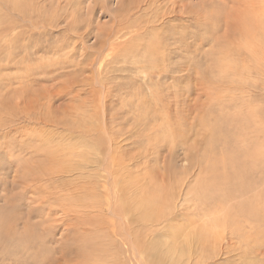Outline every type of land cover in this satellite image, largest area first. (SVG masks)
Here are the masks:
<instances>
[{"label": "rangeland", "instance_id": "obj_1", "mask_svg": "<svg viewBox=\"0 0 264 264\" xmlns=\"http://www.w3.org/2000/svg\"><path fill=\"white\" fill-rule=\"evenodd\" d=\"M0 126V197L62 176L65 211H15L18 228L43 220L50 264L111 241L126 261L127 227L166 264H264V201L239 224L210 191L252 162L264 199V0H0Z\"/></svg>", "mask_w": 264, "mask_h": 264}, {"label": "bare ground", "instance_id": "obj_2", "mask_svg": "<svg viewBox=\"0 0 264 264\" xmlns=\"http://www.w3.org/2000/svg\"><path fill=\"white\" fill-rule=\"evenodd\" d=\"M132 32H134V31H132ZM144 36L146 37V35H144ZM142 39H143V37H142ZM4 123L5 122L2 121L1 124L4 125ZM11 126L12 125L9 126L10 128H8L7 131L1 132V134L3 135L7 132H10L11 130H15V129H12L13 127L11 128ZM0 127L2 128V126H0ZM5 127H6V125H5ZM31 129H35V128L32 127ZM49 152H51V150ZM260 158H261V156H260ZM50 160L54 162L53 158H51ZM254 162L258 163V161H254ZM237 163H239V165ZM243 163L244 162H238L237 160H233L234 169L230 170L229 172H226L223 175L224 177L216 180V182L214 181L211 185V190H210L215 195L212 197L214 207H216V208L221 207V210H223L222 208H224L225 210L228 209L229 207L232 208V214L231 215L235 219V222H237L239 224L241 223V221H245L249 217H251V218L256 217L255 216L257 214V212L255 210L256 201L258 198L264 201V199H262L263 193H261V191L258 189L254 190L255 188H254L253 184L249 185L248 183L245 182L246 180H243L244 178H247L246 173L248 171H250L252 162L249 163L250 164L249 166H247L246 164L244 165ZM59 168H60L59 173L63 172V174H64V172H66V166L65 165L60 164ZM39 173H41L42 175L41 176L39 175V177H37V178H32V180L33 181L35 180V181L33 183L30 182L31 185L27 184L24 187L20 186L21 188L18 191L19 194L17 193L18 197L13 196V194L10 196H6V198L0 197V199L2 201H4V202L6 201V204H5L6 206L0 207V264H4L5 259L13 260V262H14L13 264H50V261L52 259V254H53V252L51 250H53V248L50 249L51 247L45 248L43 246L44 242H46V240L48 241V236L45 235L47 233L43 234L39 230V226L42 224L43 220H37L35 222H25L22 228H18L17 227V225L19 223L18 222V215H17V212H15V211H17L16 208L18 206H21V204H24L26 206V208L28 207V209H31V210L36 209L38 212H40V210L43 209L42 205H44L45 207H48L50 204V201H55V204H57L61 208V210L65 211V207L67 206V203H65L67 194H66V189L64 190L63 189L64 187H62L63 186L62 176L59 177L56 170H54L53 168H49V171H44V172L40 171ZM50 175H53V176L58 175L59 186H55L56 184H54L53 181H50V179H51ZM21 179L22 178H20V180ZM23 181H24V179L22 180V182ZM22 186H23V184H22ZM260 186H262V185H260ZM252 190H254V191H252ZM248 192H254L256 194V195L253 194V196H252V197H255V199H256L254 202H251V201L246 200V199L240 200L241 196L247 194ZM27 198H30V199L28 200ZM237 198H239L238 199V200H240L239 202L237 201ZM26 201H28L31 204L34 203L35 205L33 206V204L32 205L27 204ZM51 207L52 206H50L48 208V210H50ZM225 210H223V211H225ZM223 211H222V213H223ZM225 213H227V211ZM32 214H34V213L33 212H30V213L27 212V216H29V218L30 217L35 218L32 216ZM229 215H230V212H229ZM234 215H235V217H234ZM225 216L228 219L227 215H225ZM230 219H232V217ZM234 219L232 220L233 223H234ZM263 219H264V216H262V220ZM224 221H227V220H224ZM228 222H230V221L228 220ZM49 224H51V223H49ZM219 225H220V223H219ZM237 226L239 227V225H237ZM51 230H52V228H51ZM84 230H85V228H84ZM49 231H50V229H49ZM125 231L127 232V236L125 238L128 240L124 244L129 245L126 248V251L128 252L126 255V259H127L126 261H123L122 259H117L116 257L114 258L113 254H112L113 247L111 246V244L114 243V241H111L110 243H107V244H104V243H93V244L85 243V244H89L85 247V249L88 248L87 253H82L80 249H76V254L80 255V258L72 261V264H104L103 261L95 259L99 254V252H97V251H99L98 246H101V245H107V247H108V251L102 252L103 254L108 255L110 257V259L108 258L110 261L108 263H105V264H118V263L119 264H131L132 260L134 258H136V256H137V259L140 260L144 264H166L165 263L166 259L168 260V258H169V260H170V252L168 253L166 250L163 251L157 245L144 244L145 247H142L141 249L136 248L137 243L135 242L134 238L132 237V234H133L132 229L130 227H127L125 229ZM223 231H225V228L222 226L221 230L210 232L208 234L207 240L205 239L204 243L202 242L203 244L196 243L195 246H197V248H199L198 252L203 253V254H197V259H198V261L196 260L197 262H205L211 257L208 255L207 256L205 255V254H207V252H206L207 250L204 251V249L208 245L213 247L214 246L213 244H215L216 242L211 241L210 244L209 243L207 244V242H209L208 238L210 240H215L218 242L222 241L221 236H222ZM198 234H200V233H198ZM52 235H54V234H52ZM75 237H76V235H75ZM50 238H53V237H50ZM202 240H203V238H202ZM229 241H230V239H229ZM166 244H168V243H164L163 246H165ZM171 246H173V245H171ZM187 247H189V246H187ZM168 248H170V247H168ZM63 250H65V248H63ZM189 250H190V247H189ZM184 251H186V250H184ZM191 255H193V254H191ZM172 256L174 257V255H172ZM106 260H107V258H106ZM175 261H177V260H175Z\"/></svg>", "mask_w": 264, "mask_h": 264}]
</instances>
